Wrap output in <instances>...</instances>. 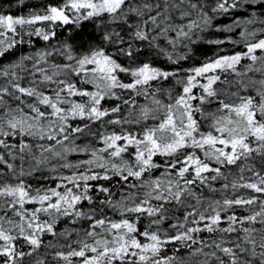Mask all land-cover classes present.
Segmentation results:
<instances>
[{
  "label": "snow or ice",
  "instance_id": "1",
  "mask_svg": "<svg viewBox=\"0 0 264 264\" xmlns=\"http://www.w3.org/2000/svg\"><path fill=\"white\" fill-rule=\"evenodd\" d=\"M0 264H264V0L0 2Z\"/></svg>",
  "mask_w": 264,
  "mask_h": 264
},
{
  "label": "trees",
  "instance_id": "2",
  "mask_svg": "<svg viewBox=\"0 0 264 264\" xmlns=\"http://www.w3.org/2000/svg\"><path fill=\"white\" fill-rule=\"evenodd\" d=\"M0 2H6V0H0Z\"/></svg>",
  "mask_w": 264,
  "mask_h": 264
}]
</instances>
